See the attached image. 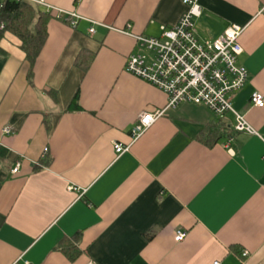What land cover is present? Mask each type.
<instances>
[{"label": "crops", "instance_id": "0c3cea01", "mask_svg": "<svg viewBox=\"0 0 264 264\" xmlns=\"http://www.w3.org/2000/svg\"><path fill=\"white\" fill-rule=\"evenodd\" d=\"M33 1L84 20L72 27L32 2L51 15L35 62L11 33L0 41V264H264V107L251 104L264 96V0H197L194 20L205 41L245 28L249 79L230 101L259 136L237 132L233 114L168 109L126 71L135 36L161 37L183 0ZM156 110L133 143L139 116ZM222 126L229 136L207 145L205 130Z\"/></svg>", "mask_w": 264, "mask_h": 264}, {"label": "built area", "instance_id": "2783aa9c", "mask_svg": "<svg viewBox=\"0 0 264 264\" xmlns=\"http://www.w3.org/2000/svg\"><path fill=\"white\" fill-rule=\"evenodd\" d=\"M16 1L34 2L48 13L56 12L57 19L69 22L72 27L84 20L75 13L55 9L43 1ZM183 3L187 11L176 25L161 26V37L135 36L141 51L128 58L126 71L164 92L168 97V109L189 103L207 107L220 120L233 114L237 132L259 136L246 119L235 112L230 101V96L241 91L249 79L247 68L238 61L243 53L240 39L245 28L233 24L217 39L201 40L194 28V20L201 16V7L197 0H183ZM94 32V28H90V33ZM251 104L263 108L264 96L255 92ZM164 114L165 110L141 114L131 132L132 142L139 140ZM4 132L10 134L8 129ZM115 151L121 155L128 152L129 147L117 144ZM18 170L19 166L14 173ZM185 238L184 231H177V243Z\"/></svg>", "mask_w": 264, "mask_h": 264}, {"label": "trees", "instance_id": "16d2710c", "mask_svg": "<svg viewBox=\"0 0 264 264\" xmlns=\"http://www.w3.org/2000/svg\"><path fill=\"white\" fill-rule=\"evenodd\" d=\"M51 15L37 10L35 4L27 1L0 0V41L6 33H11L22 43V49L27 58L34 63L39 56L46 38L47 24ZM3 26V27H2ZM77 97L73 105L76 106ZM205 143L212 146L224 137H228L224 126L205 130ZM60 250L71 260L74 259L75 250L72 244L62 242Z\"/></svg>", "mask_w": 264, "mask_h": 264}]
</instances>
